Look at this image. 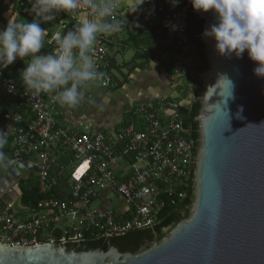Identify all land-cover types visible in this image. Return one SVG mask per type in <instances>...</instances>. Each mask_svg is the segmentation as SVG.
Returning a JSON list of instances; mask_svg holds the SVG:
<instances>
[{
  "label": "built area",
  "instance_id": "1",
  "mask_svg": "<svg viewBox=\"0 0 264 264\" xmlns=\"http://www.w3.org/2000/svg\"><path fill=\"white\" fill-rule=\"evenodd\" d=\"M129 9L131 6L118 8L114 18L119 19ZM189 10V0H179L176 7L169 0H150L135 12L132 23L139 27L133 28L143 31L155 24L167 28L173 35L174 47L183 50ZM81 13L87 15V10L64 13L71 22L62 23V27H74ZM6 24L0 20V30ZM94 58L98 71L103 73L99 84L110 87L112 77L101 35L95 44ZM19 72L15 69L14 74L19 77ZM2 92L22 97L28 109L27 117L15 110L0 114V130L7 132L10 159L27 160L34 165L32 175L41 194L58 187L60 175L66 182L62 197H44L34 208H23L21 213L12 204L0 211L1 243L61 246L152 229L165 203L184 199L191 188L195 145L179 120L178 101L166 98L139 104L116 132L75 134L60 126L57 103L51 95L34 96L23 90L4 75V68L0 69ZM59 154L71 158V164L60 173L52 171V159L56 160ZM20 195L21 191L18 198Z\"/></svg>",
  "mask_w": 264,
  "mask_h": 264
},
{
  "label": "water",
  "instance_id": "2",
  "mask_svg": "<svg viewBox=\"0 0 264 264\" xmlns=\"http://www.w3.org/2000/svg\"><path fill=\"white\" fill-rule=\"evenodd\" d=\"M192 12L204 21L207 68L196 73L200 108L187 216L158 241L143 238L136 252H121L110 241L105 249L0 242V264H264V78L253 75L247 52L239 59L217 56L214 42L202 36L214 14ZM33 170L27 160L4 157L0 183L9 188Z\"/></svg>",
  "mask_w": 264,
  "mask_h": 264
},
{
  "label": "clouds",
  "instance_id": "3",
  "mask_svg": "<svg viewBox=\"0 0 264 264\" xmlns=\"http://www.w3.org/2000/svg\"><path fill=\"white\" fill-rule=\"evenodd\" d=\"M169 2L176 7L179 0ZM189 2L194 11L211 10L214 14L215 23L202 36L214 42L216 55L239 59L247 52L255 64L253 75L264 78V0ZM121 3L122 0H31L32 20L10 21L0 30V69L22 60L19 79L29 92L34 96L49 94L61 107L76 108L84 102L89 84L103 78L94 58L98 37L118 33L125 24L129 25L126 15L123 19L114 18ZM145 3L150 0H130V13ZM82 8L87 10V18L72 28L55 31L47 40L48 31L42 24L55 21L59 13L72 14ZM46 41L55 46L42 53ZM6 143L7 132L0 130V149Z\"/></svg>",
  "mask_w": 264,
  "mask_h": 264
},
{
  "label": "crops",
  "instance_id": "4",
  "mask_svg": "<svg viewBox=\"0 0 264 264\" xmlns=\"http://www.w3.org/2000/svg\"><path fill=\"white\" fill-rule=\"evenodd\" d=\"M130 6V0H122L119 9ZM122 12L119 19H126L122 31L112 35H101L103 48L109 63L112 84L108 88L98 83H90L84 102L76 108L61 107L56 104V118L60 126L72 133L95 132L106 130L116 132L130 117V112L137 105L146 102H157L162 99H174L180 105H188L192 94L182 96L180 88L184 80L186 67L192 59L189 55L190 47L182 50L180 57L171 52L173 35L167 28L155 24L143 31L133 28L135 13ZM127 13V14H126ZM87 18L86 14H79L76 21ZM20 19L32 20L31 0H0V20L4 23ZM71 19L63 13L51 23H44L48 31L47 40L58 30H67L62 23L68 24ZM148 33V34H147ZM139 35L134 39L133 35ZM53 48L46 41L42 53L52 51ZM183 67H179L180 64ZM15 69L21 70L24 62L17 59L12 63ZM61 154L58 155V157ZM65 155L64 157H66ZM57 159V157L55 158ZM56 164V160H53ZM19 199V198H18Z\"/></svg>",
  "mask_w": 264,
  "mask_h": 264
},
{
  "label": "trees",
  "instance_id": "5",
  "mask_svg": "<svg viewBox=\"0 0 264 264\" xmlns=\"http://www.w3.org/2000/svg\"><path fill=\"white\" fill-rule=\"evenodd\" d=\"M203 24V19L197 14L193 13L191 7L187 21L186 43L190 47L189 55L192 61L190 65L186 67V72L180 91L182 96H186L188 93H191L192 99L188 105H180L177 112L181 125L186 131L187 138L193 140L195 149L198 139V125L196 116L200 108V102L197 96L201 89V81L197 77L196 73L202 72L207 68L205 46L200 39V34L203 30ZM133 37L134 39H138L139 35L135 34ZM180 51L182 52V50L176 49L174 47L173 42L171 52L176 56V58L180 57ZM179 67H183V64L181 63ZM15 68L16 65L13 67L8 66L4 68V75L11 79L15 84L22 87L23 90H26L19 77L14 74ZM10 110L19 111L24 114L25 111H28L27 105L22 97H12L5 92H2L0 94V114ZM25 117H27V114H25ZM117 149L121 150V145H118ZM0 154H2L0 155V160L4 157H12L9 141H7L5 146L0 149ZM64 156V154L60 155L56 159V164L52 161L53 172L60 173L62 169H66L71 164V158L69 156ZM59 178V186L46 194H41L39 192V185L34 175L31 178L22 179L19 184L21 195L14 207V210L21 213L23 212V208H34L37 202L44 197H62L66 178L63 177V175H60ZM193 191L192 183V186L186 192L184 199H175L174 203L167 201L159 213L158 223H156L152 229L134 230L123 235L113 236L107 239L104 237L92 238L83 242V244L86 245L87 248L101 247L105 249L106 243L110 241L121 252H136L141 246V240L143 238H147L151 241H158L163 235H165L168 229L187 216L188 209L193 199Z\"/></svg>",
  "mask_w": 264,
  "mask_h": 264
},
{
  "label": "flooded vegetation",
  "instance_id": "6",
  "mask_svg": "<svg viewBox=\"0 0 264 264\" xmlns=\"http://www.w3.org/2000/svg\"><path fill=\"white\" fill-rule=\"evenodd\" d=\"M1 161V160H0ZM33 176V175H32ZM11 177V176H10ZM9 176H6L7 179H10ZM31 178V177H30ZM22 179H26L23 176L20 177L19 179H17L12 186H10L9 188H3L1 183H0V211H2L8 204H12V207L14 208L15 205L18 202V196L16 199L13 198V193L12 192H16V188L14 187L15 185L19 187L20 181ZM9 181V180H6Z\"/></svg>",
  "mask_w": 264,
  "mask_h": 264
},
{
  "label": "rangeland",
  "instance_id": "7",
  "mask_svg": "<svg viewBox=\"0 0 264 264\" xmlns=\"http://www.w3.org/2000/svg\"><path fill=\"white\" fill-rule=\"evenodd\" d=\"M67 17V16H66ZM35 176V175H34ZM30 180H32V179H30Z\"/></svg>",
  "mask_w": 264,
  "mask_h": 264
}]
</instances>
